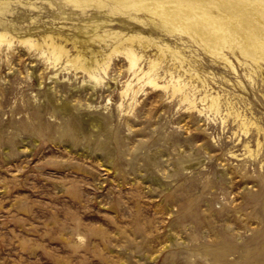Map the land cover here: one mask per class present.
Segmentation results:
<instances>
[{
    "label": "rangeland",
    "instance_id": "obj_1",
    "mask_svg": "<svg viewBox=\"0 0 264 264\" xmlns=\"http://www.w3.org/2000/svg\"><path fill=\"white\" fill-rule=\"evenodd\" d=\"M1 1L0 264H264L262 77L143 11ZM129 47L195 106L140 87ZM91 55L98 84L80 68Z\"/></svg>",
    "mask_w": 264,
    "mask_h": 264
},
{
    "label": "bare ground",
    "instance_id": "obj_2",
    "mask_svg": "<svg viewBox=\"0 0 264 264\" xmlns=\"http://www.w3.org/2000/svg\"><path fill=\"white\" fill-rule=\"evenodd\" d=\"M76 8L85 10L86 8L96 7L97 9L109 6L112 12H132L141 11L151 15L154 20L152 23L160 27L169 34H185L198 46L205 49L209 55L221 59L233 71L235 68L227 57V53L235 56L241 66L248 69L247 79L253 82L254 75L262 77L264 82L261 64H264V0H65ZM7 9V3L0 0V12ZM12 36L5 31H0V47L9 49L13 43ZM21 43L28 44L30 47H37L38 44L30 38L19 39ZM132 42V38L125 39ZM54 61L60 59L61 55L67 54L64 47L50 42ZM160 55L168 52L173 58L179 60V67H183V56L179 50L170 49L167 45H156ZM128 67L127 70L133 74L134 80L141 86L153 89L168 90L171 97L182 95L181 102L194 107V99H190L183 91L185 84H182L180 76H170V85H160L152 72L157 71V63L152 61L148 70L140 68L141 55L129 47L124 53ZM238 55V56H236ZM79 57H75V61ZM83 61V62H82ZM92 63L97 64V60L90 56V59H83L80 68L85 71L95 84L98 78L93 73ZM131 84L127 83L122 90L123 97L129 95ZM132 91V99L134 97ZM206 99V97H204ZM203 98L201 101L204 100ZM219 97H210L208 108L218 112ZM121 106V105H120ZM240 117L236 115V118ZM242 124L245 123L242 120ZM245 130L244 132H246Z\"/></svg>",
    "mask_w": 264,
    "mask_h": 264
}]
</instances>
